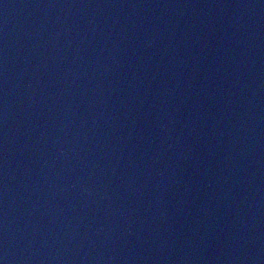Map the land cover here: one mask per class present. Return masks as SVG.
Returning a JSON list of instances; mask_svg holds the SVG:
<instances>
[{
	"label": "water",
	"instance_id": "water-1",
	"mask_svg": "<svg viewBox=\"0 0 264 264\" xmlns=\"http://www.w3.org/2000/svg\"><path fill=\"white\" fill-rule=\"evenodd\" d=\"M2 264H264V0H0Z\"/></svg>",
	"mask_w": 264,
	"mask_h": 264
},
{
	"label": "snow or ice",
	"instance_id": "snow-or-ice-1",
	"mask_svg": "<svg viewBox=\"0 0 264 264\" xmlns=\"http://www.w3.org/2000/svg\"><path fill=\"white\" fill-rule=\"evenodd\" d=\"M0 264H2V262H0Z\"/></svg>",
	"mask_w": 264,
	"mask_h": 264
}]
</instances>
